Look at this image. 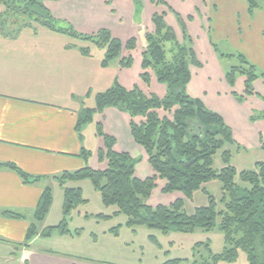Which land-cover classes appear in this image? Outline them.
Returning a JSON list of instances; mask_svg holds the SVG:
<instances>
[{"label": "trees", "instance_id": "16d2710c", "mask_svg": "<svg viewBox=\"0 0 264 264\" xmlns=\"http://www.w3.org/2000/svg\"><path fill=\"white\" fill-rule=\"evenodd\" d=\"M45 0H0V32L8 20L22 18L29 23L47 27L76 39L93 43L106 49L101 64L107 66L120 56L123 44L108 30L101 29L96 36L82 35L72 27H59L44 6ZM248 11L261 8L264 0H246ZM184 30L183 20L177 15ZM15 21V20H13ZM32 21V22H31ZM154 32L146 33V45L142 52V67L154 71L156 80L164 83L167 93L160 97L154 93L146 94L138 87L126 88L117 81L95 94L96 104L85 108L78 114L75 129L82 136V126L92 121L96 112L105 107H115L130 116L129 128L133 140L146 152L147 161L154 171L152 176L140 179L135 175V165L139 159L126 151L114 148L115 139L103 132L97 123V134L104 139V149H99V159H106L104 169L84 166L75 171H66L58 176L61 185L64 181L89 179L99 192L105 206H115L114 215L124 214L126 225L130 228L146 226L163 234L171 232L193 233L196 230L223 234L224 247L220 253H213L210 243H206L207 253L192 260L190 264H233L239 251L245 254L246 264H264V161H257L252 170L237 171L231 164V153L226 145L235 144L231 127L218 113L208 109L196 97L186 92L191 79L190 65H199L191 47L180 44L173 30L163 20V15L152 17ZM24 26V25H23ZM21 27V26H20ZM184 38H187L184 32ZM136 39L130 38L124 48L134 49ZM214 46V45H213ZM215 47V46H214ZM85 54L90 47H82ZM232 56V55H229ZM241 62L239 67H231L226 74L229 84H233L236 73L245 75V92L252 94V83L257 77L264 78L254 65L241 54L236 55ZM132 56L121 60V66L130 67ZM246 65V67H244ZM147 82L148 72L141 74ZM160 111H163L161 115ZM143 117L139 123L134 118ZM238 151L240 147L237 146ZM264 150V143H261ZM221 152L223 167L215 169L213 159ZM82 158L89 152L81 149ZM6 166L16 171L22 180L35 181L13 163ZM238 177L241 183H237ZM165 181L162 192L180 191L185 199L191 200L196 191L207 196V204L197 207L192 213L184 210V199L177 198L168 205L150 206L147 199L157 186V180ZM212 180L220 183L221 197L211 195L204 185ZM86 200L80 188H63V218L72 208ZM52 203V189L46 186L39 198L35 219L42 221ZM4 215L20 217L12 211L4 210ZM107 217L105 214H98ZM69 234L65 218L56 226L46 227L41 232L35 224L27 230L26 241L36 234L49 236L52 231ZM154 240V238H153ZM199 243L195 244L198 247ZM181 259H168L161 264H180Z\"/></svg>", "mask_w": 264, "mask_h": 264}, {"label": "crops", "instance_id": "0c3cea01", "mask_svg": "<svg viewBox=\"0 0 264 264\" xmlns=\"http://www.w3.org/2000/svg\"><path fill=\"white\" fill-rule=\"evenodd\" d=\"M119 1L49 0L45 5L55 19L67 24L59 27L70 26L89 33L98 27L109 28L107 21L96 25V19H122L125 8L134 21L135 17L139 18L141 13L153 7L151 3H156V0H143L137 5L136 0H128L125 7L119 4L111 7ZM185 2H181L183 13L191 16L193 5ZM235 2L207 0L206 7L210 5L206 8L210 13L209 29L205 30L206 33L199 30L200 36L208 37L215 46L213 52L210 51L211 58L241 54L258 73H264V11L255 9L249 12L247 4L237 8L232 5ZM179 10L178 14L182 16ZM193 23V17L185 22L192 33L198 30ZM36 27L39 28L19 26L15 30L17 27L7 24L0 32V264H73L72 260H66L69 255L61 256L52 248L37 245L40 238H45L39 233L26 241L27 230L32 223L39 232L49 226L44 224L46 218L42 221L35 219L43 189L49 185L55 189L57 178L63 172L84 167L81 149L87 147L89 137H97L94 128L88 129L87 125L82 126L81 137L75 129L85 100L109 88L114 81L131 88L122 83L121 75L128 74L135 59L131 53L133 62L129 68H122L118 60L103 66L102 48L92 44L90 53L85 54L82 47L87 44L79 39L44 26ZM143 44L142 39V49ZM259 81L264 88L262 77L256 78L253 84ZM256 106L260 109V117L264 118V102ZM223 119L227 123L225 117ZM127 131L123 134L126 144L121 151L133 156L132 151L139 148L131 135L130 141L126 142L129 138ZM114 146H117V140ZM7 163L15 164L36 180L25 183L16 171L6 166ZM4 210L20 217L4 215L1 213ZM49 213L50 210L47 216Z\"/></svg>", "mask_w": 264, "mask_h": 264}, {"label": "rangeland", "instance_id": "374dc122", "mask_svg": "<svg viewBox=\"0 0 264 264\" xmlns=\"http://www.w3.org/2000/svg\"><path fill=\"white\" fill-rule=\"evenodd\" d=\"M45 1H43L44 6L49 10L45 5ZM127 1L120 0L118 3L112 4L111 7L118 4L125 7ZM136 1L137 5L143 2V0ZM182 1L156 0V3H151L152 8L149 5L150 9L141 13L139 18L135 17L134 21L127 15L124 8L122 19L110 20L106 18L105 20H95L96 25L104 24L107 21L106 25L109 27L108 29L98 27L89 33L77 29L74 30L87 36H96L97 32L101 29L108 30L123 44L120 56L113 60H118L121 66V60L127 58L129 55H133L135 59V64L128 71V74L121 75L122 83L131 88L136 86L146 94L154 93L162 97L167 93L166 85L156 80L152 69H145L140 63L142 64V52H144L146 45L145 35L146 33L154 32L152 17L155 14L163 15L165 24L173 30L177 41L180 44L191 47L196 60L199 62V65L191 64V69L189 67L192 73V80L187 84L186 92L191 97L200 99L211 111L225 117L236 142L233 145L228 144L225 146V149L231 153V164L237 171L252 170L257 161H264V150L259 147V143H264V118L260 117V109L256 106V104L259 105L261 102H264L262 101V99L264 100L262 81L256 84L252 83L253 96H249L250 94L245 92V75L236 73L233 84H229L226 74L231 67H239L242 64L236 55L222 59H217V57L211 58L210 51L213 52L214 48L211 39L209 40L208 37L205 38L203 35L200 36L201 32H199V30L205 31L209 29L210 13L209 9L206 8L210 5L206 7V4H208L207 0H185V4L190 2L194 8L193 16H191L194 18L193 24H196L198 30L192 33L188 31L185 25V22H188L192 17L183 13L185 10L181 8ZM245 4H247L246 0H236L232 5L241 8ZM261 6L263 7L257 9L264 11V4ZM2 9L3 7L0 6V10ZM179 9L183 13L182 16L178 14ZM49 13L51 15L50 19H53L58 26H67L66 23L55 19L50 10ZM149 14L150 18L148 17ZM177 15L183 20L184 30L178 21ZM141 20H143L144 25ZM8 22H10L8 25H11V27H17L15 30L23 25L25 27L39 28L36 27L37 23L32 21V23H29L22 18L9 19ZM184 32L188 39L184 38ZM132 37L136 39V47L129 51L124 48V44ZM142 39L144 40L143 49L141 48ZM79 40L87 44L88 47L93 44L81 39ZM102 49L104 51L103 54H105L106 49ZM144 72H148L147 82L141 78V74ZM254 89L262 95V99L259 98V94ZM95 104L94 95L85 100L83 109L92 108ZM109 109L114 111H109ZM160 113L161 115L164 114L163 111H160ZM139 118L141 119L140 121L143 120V117ZM129 121V114L115 107H105L101 112L94 113L92 121L85 125H87L86 128L88 129L94 128L97 137H89L90 139H87V147H83V149L89 152L86 159L82 158L84 166L94 169H104L106 167V159L100 160L98 158L99 149H104L105 147L104 139L97 134V123H101L104 133L113 136L117 140V146H114V148L121 151L124 149L123 145L125 143L123 134L127 130L129 131V138L126 142L130 141ZM140 121L138 118L135 120L137 123ZM259 133L262 134V138H259ZM133 142L137 144L134 140ZM237 146L240 147V151H238ZM138 148L139 150L132 151L133 157L139 159L135 165V175L143 177H138L140 179H144L145 177L152 176L154 171L147 161L145 150L140 145H138ZM213 167L215 169L223 167L220 151L214 156ZM235 181L241 183L238 177L235 178ZM63 183H66L67 186L65 185V187L68 188H80L82 197L86 201L72 206L68 214L64 216L70 231L69 234H64V237H60L59 239V236H63V234L53 230L49 236L40 238L37 245L52 248L61 256L69 255L70 257L68 258H62H66L68 261L72 260L73 264H161L172 258L181 259L180 264H190L192 260H199L202 255L204 256L207 253L206 243H210V249L213 253H220L224 247L223 234L218 229L212 232H205L199 229L193 233L171 232L163 234L144 225L130 228L125 223L126 217L124 214H113L116 209L115 206L103 205L99 192L93 187L89 179L64 181ZM163 183L165 181H162V179L157 180V186L147 199L148 205H168L177 198H183L184 210L192 213L195 208L207 204V196L201 190L196 191L191 200H187L180 191H173L171 193L162 192ZM73 184L79 187H72L74 186ZM61 186L59 180L55 183V189L49 185L52 189V208H49L50 213L48 216V213L46 214L47 217L45 216L46 219L44 221L45 225H49L48 227L56 226L64 219L62 209L63 189ZM204 188L215 198L219 199L221 197L220 183L218 181L212 180L206 183ZM100 213L105 214V216L107 215V217L98 216ZM196 243L201 245L195 247ZM233 264H246L245 254L242 251H239L237 260Z\"/></svg>", "mask_w": 264, "mask_h": 264}]
</instances>
